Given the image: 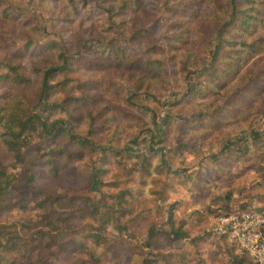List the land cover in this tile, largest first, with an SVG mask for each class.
Instances as JSON below:
<instances>
[{
	"label": "rangeland",
	"instance_id": "1",
	"mask_svg": "<svg viewBox=\"0 0 264 264\" xmlns=\"http://www.w3.org/2000/svg\"><path fill=\"white\" fill-rule=\"evenodd\" d=\"M106 1L110 0H0V61L7 60L20 67L21 73L29 80L27 85L2 82L0 95L19 97L25 103L27 115L39 113L41 108L34 104V100L39 95L42 75L37 70L58 63L59 55L65 51L67 55L74 56L75 60L67 78H64L62 73L54 77L52 83L66 79L68 86L52 95L53 100L60 102L65 93L78 97L84 94L82 91L90 92V82L98 80L102 81L105 94L113 97L120 109L119 116L116 115L107 130L91 135V117L97 115L101 104L99 101L84 104L79 108L80 111L76 112L73 102L70 105V116L77 121L82 120L74 132L80 138L87 137L91 140L90 145L82 149V159L73 162H81L79 164L82 173L60 180L48 173L44 174L41 182L45 196L30 203L25 210L7 211L3 220L19 224L23 240H30L31 234L38 230H56L52 225L55 220L54 212L43 211L38 201L49 194H68L78 197L74 200V214L76 220L83 224L79 229L80 234L94 235L88 239L89 245H92L91 240H97L99 237L104 240L102 247L95 250L97 256L106 250L100 264H234L241 251L231 246L226 238L216 235L212 224L216 211H226L229 205L232 207L229 211L251 207L240 206L236 194L240 198L252 194L256 190L255 186H258L256 180L262 177L259 174L264 173V113L260 111L254 116V113L246 110L240 114L241 119L249 114L251 125L247 128L248 131H233L229 134L238 143L237 146H231V149H244L249 143L250 145L244 151L236 150L238 153L233 156L230 152L223 155L222 146L217 145L220 136L210 137L212 143L207 140L203 143L201 137L189 134L188 129L180 131L184 119L202 104L197 100L190 104L181 99L186 89L183 80L186 72L183 73L181 68L184 64L179 62L183 58L182 55H177V59L172 62L164 59L167 69L165 75L147 76L143 81L140 77L142 73L138 71L140 69L133 72L114 68L96 70L86 62V58L99 57V51H103L109 42L118 43L121 48L142 61L148 57L157 60L165 57L161 50L171 49L169 44L174 35L171 26L174 20L172 4L175 0H127L130 10L115 15L114 23L110 22L108 13L103 8ZM200 1L202 3L198 7L199 10L209 12L212 9L211 2ZM131 13H135L134 22L144 23L147 29L140 33L138 38L134 33H124L117 27L121 16L130 19ZM154 43L159 47L156 53L148 50L150 44ZM200 54L202 58H209L205 47L201 49ZM190 70L195 72L194 67ZM193 76L195 79V73ZM78 84H84V87H73ZM116 91H119L118 96ZM147 91L150 93L147 94ZM120 95L122 99H119ZM179 99V106L174 105ZM62 114L67 116L64 112ZM62 114H54L53 118L63 117ZM170 116L172 123L167 129L166 119ZM191 128H197V124L194 123ZM0 131H5L1 123ZM252 131L259 135V139L254 137ZM27 133L28 138L20 139L22 151L26 153L27 158H40L39 154H43L45 149L37 153L38 146H50L47 150H52L64 146L69 141L68 135H64L55 145H50V140L39 122ZM255 139L258 141L255 142ZM187 141L193 144L186 147L185 152L178 151L180 143ZM104 146L116 150L124 148L134 156L127 154L111 159L108 166L103 165L108 171L100 175L101 182L94 184L87 168L91 170L102 165ZM77 148L79 147L74 145L72 149ZM0 155L10 171H21V165L16 168L12 166V153L5 146L0 147ZM149 155L156 156L155 161L165 170L164 176L168 182L165 196L168 197L157 201L146 200V207L152 206L153 213L144 223L133 230L139 222L136 217L132 219L136 213L104 222L105 218L101 215L90 213L92 208H82L86 205L112 203L114 195L116 196L122 188H130L135 195H139L142 192L139 183L141 176L139 172H135V168ZM216 157L218 160L214 161ZM224 161L222 165L221 162ZM41 162H44V159L39 161ZM200 172L208 175L200 179L202 186L196 187L195 179L200 176ZM187 175H190V178ZM112 183L116 186L108 185ZM230 194L232 199L226 200ZM140 198L142 200V197ZM180 199H183L184 203L181 202L175 210L176 225L185 222L189 239L174 243L168 233L171 231L168 210L172 202ZM43 207L46 208L47 205ZM80 215L81 219L78 217ZM27 226H30L29 229ZM152 233H155L153 240H160L162 244L156 246L157 249L167 254L166 258L159 255V262L153 261L157 258V250L150 253V247L141 248ZM202 236L204 239L201 242H190L191 239ZM111 249L113 251H110ZM31 252L37 254L32 248ZM172 252H175V255ZM78 257H86L88 264L95 263L93 259L89 261L86 253L81 255L70 252L67 258L72 260Z\"/></svg>",
	"mask_w": 264,
	"mask_h": 264
},
{
	"label": "trees",
	"instance_id": "2",
	"mask_svg": "<svg viewBox=\"0 0 264 264\" xmlns=\"http://www.w3.org/2000/svg\"><path fill=\"white\" fill-rule=\"evenodd\" d=\"M207 1L213 5L209 12L198 9L202 3L200 0H175L172 4L174 20H172L171 26L174 35L171 38V44H169L171 49L165 51L166 48H162L161 50L165 56H162L163 60L148 57L142 61L121 48L118 43L109 42L103 51H99V57L86 58V62L96 70L114 68L133 72V70L140 69L138 71H141L140 77L143 81L147 76L165 75L167 69L164 59L172 62L177 59V55H182L183 58L179 62L184 64L181 68L183 73L186 72L183 77L186 89L181 99L183 98L184 102L190 104L194 103L195 100L202 104L198 105V109L196 108L195 112L184 119L179 130L188 129L189 134L192 133L201 137L203 143L206 140L212 143L210 137L220 136L217 145L222 146L223 155L230 152L233 156L238 153L236 150L241 148L231 149V146H237L238 143L229 134L233 131H248L247 128L251 125L250 115L246 114L241 119L240 114L246 110L254 113V116L260 111L264 113V0ZM106 2L103 8L108 13L111 23H114L115 15L130 10L127 0ZM130 15V19L124 15L121 16L120 21L117 22L118 30L124 33L132 32L138 38L140 33L147 30L146 26L144 23L134 22L135 13ZM204 47L208 53V59L202 58V54H200ZM158 48V45L154 43L150 44L148 50L156 53ZM74 60V56L67 55L63 51L59 55L58 63L38 68L37 72L42 75V78L39 82V95L34 100V104L41 108L39 113L27 115L25 103L19 97L9 94L0 95V123L5 129L3 132L0 131V147L5 146L12 153V166L14 168L18 165L22 167L19 173L10 171L3 163L0 155V264H88L86 257L69 260L67 257L70 252L81 255L86 253L89 261L92 259L95 261L94 264H100L104 259L106 250L100 256H97L95 252L97 247H102L104 240H100V237L97 236L99 238L91 240L92 245H89L88 239L93 238L94 235L80 234L79 229L83 224L76 220L74 214L76 206L74 200L78 198L77 196L49 194L41 198L38 201L40 208L55 214L52 225L56 227V230H38L31 234L30 240H23L24 236L20 233L19 224L7 223L3 220L7 211L12 209L25 210L30 203L45 196V189L41 182L44 174L48 173L60 180V178L64 179L82 173L83 170L80 169L79 164L81 162H77V164H73V162L82 159V149L89 146L91 140L87 137L80 138L74 132L82 120L77 121L71 118L70 105L73 102L76 105V112H79V108L84 104L95 101H99L101 104L97 115L91 117V135H97L107 130L112 125L116 115L119 116L120 109L117 102L108 93L105 94V87H103L102 81L98 80L90 82V92L82 91L84 94L78 97L65 93L60 102L53 100L52 95H56L55 93L66 89L68 86L66 79L52 83L54 77L62 73L64 78H67V74L72 71L71 66ZM193 67L195 72L190 70ZM21 72L20 67L7 62V60H1L0 84L2 82H15L27 85L29 80ZM193 73H195V79ZM73 87L83 88L84 84ZM117 93L119 91L115 92L118 96ZM149 93L147 91V94ZM119 99H122L121 95ZM179 104L180 99L174 102V105L179 106ZM62 112L66 113L67 116H64ZM58 113H61L63 117L53 118V115ZM38 122L43 126L50 140V145H55L64 135H68L69 141L64 146H58L52 150H47L50 146H38L37 153L45 149L43 154H39L40 158L33 156L27 158L26 153L22 151L20 139L22 137L28 138L27 132L34 129ZM166 122L168 129L172 123L171 116L167 117ZM194 123L197 124V128H191ZM252 132L254 137L259 139V135L254 131ZM91 135L89 136L91 137ZM258 139H255V142ZM192 144L189 141L181 142L178 151L185 152L186 147ZM74 145L79 148L73 150ZM249 145L250 143L241 150H246ZM102 151V165L91 170L87 168L94 184L101 182L100 175L108 171L104 166H108L111 159L121 158L127 154L134 156L124 148L116 150L110 146H104ZM155 158L156 156L149 155L142 164L135 168V172H139L141 176L139 183L142 192L139 195H135L130 188H122L116 196L114 195L112 203H102L99 206L86 205L82 208H92L90 213L101 215L105 218L104 222L115 221L122 216H131L136 213L132 218L135 219L136 217L139 220L133 227L135 230L136 226L144 223L153 213L152 206L146 207V200L157 201L168 197L165 196V194L167 195L165 191L168 189V182L164 176L165 170L158 161H155ZM41 159H44V162L39 163ZM217 160L216 157L214 161ZM221 163L223 165L225 161ZM207 175L200 172V176L195 179V186L201 187L200 179L206 178ZM108 185L116 186L113 183ZM225 199L231 200L232 194ZM181 202L184 203V200H175L169 205L168 210V224L171 229L168 233L171 234L174 243H182L189 239L184 226L185 222L176 225L175 210L178 209ZM44 205L47 207L44 208ZM229 206V209L232 208ZM229 209H227L228 211H216L214 218L233 212ZM78 217L81 219L82 215ZM128 219L130 221V218ZM23 227H25L24 224ZM29 227L27 226L28 229ZM213 232L226 238L223 234L214 230ZM154 237L155 233H152L150 239L141 248L150 247V253L157 250L158 252L155 254L157 258L153 261L159 262V255L166 258L167 254H163L164 252L157 249L156 246L162 244L160 240H153ZM202 239H204L203 236L198 239L193 238L190 242L195 244L201 242ZM233 247L239 249L236 246ZM31 248L37 251L36 255L31 252ZM172 254L175 255V252ZM234 264L255 263L250 260L245 252H241V255L235 258Z\"/></svg>",
	"mask_w": 264,
	"mask_h": 264
},
{
	"label": "built area",
	"instance_id": "3",
	"mask_svg": "<svg viewBox=\"0 0 264 264\" xmlns=\"http://www.w3.org/2000/svg\"><path fill=\"white\" fill-rule=\"evenodd\" d=\"M213 230L231 246L245 252L255 264H264V211L256 206L225 213L213 221Z\"/></svg>",
	"mask_w": 264,
	"mask_h": 264
},
{
	"label": "crops",
	"instance_id": "4",
	"mask_svg": "<svg viewBox=\"0 0 264 264\" xmlns=\"http://www.w3.org/2000/svg\"><path fill=\"white\" fill-rule=\"evenodd\" d=\"M259 175L262 177L256 180L258 186H255L256 190L252 192V194H248L244 198H240V196L236 194L240 206H256L264 211V173Z\"/></svg>",
	"mask_w": 264,
	"mask_h": 264
}]
</instances>
